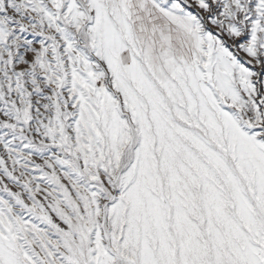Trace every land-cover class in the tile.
<instances>
[{
  "label": "snow or ice",
  "instance_id": "1",
  "mask_svg": "<svg viewBox=\"0 0 264 264\" xmlns=\"http://www.w3.org/2000/svg\"><path fill=\"white\" fill-rule=\"evenodd\" d=\"M0 264H264V0H0Z\"/></svg>",
  "mask_w": 264,
  "mask_h": 264
}]
</instances>
